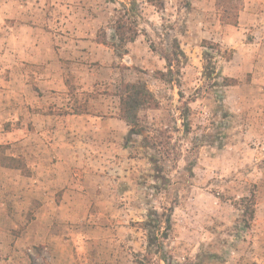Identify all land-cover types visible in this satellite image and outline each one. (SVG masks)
Returning <instances> with one entry per match:
<instances>
[{"label":"rangeland","instance_id":"1","mask_svg":"<svg viewBox=\"0 0 264 264\" xmlns=\"http://www.w3.org/2000/svg\"><path fill=\"white\" fill-rule=\"evenodd\" d=\"M231 1L0 0V144L30 170L0 167V264H264V0ZM127 81L158 102L140 134Z\"/></svg>","mask_w":264,"mask_h":264},{"label":"trees","instance_id":"2","mask_svg":"<svg viewBox=\"0 0 264 264\" xmlns=\"http://www.w3.org/2000/svg\"><path fill=\"white\" fill-rule=\"evenodd\" d=\"M215 5L217 9L223 13V18H221L223 19V22L233 25L236 24L237 15L240 10V7L237 4L232 3L231 0H216ZM113 30L117 39H124V35H126L125 33L127 32L124 22L117 19L115 21V25L113 26ZM128 37L130 40L133 39V36ZM208 74H210V72H208ZM224 81L226 85H230L235 83L236 79L226 77ZM117 96L119 100V117L130 126L128 130L129 133L140 134L141 126L139 124L137 112L141 108H156L158 102L154 95L146 87L144 82L127 81L121 82ZM6 149L7 145L0 144V167L17 169L20 170L22 174L28 176L30 174V170L27 167L23 156L7 154L5 152ZM243 200L247 202L244 204L245 210H243V212L246 216H248V220L245 222V226L248 227V221L253 218L255 202L252 196L244 197ZM165 219L168 223L169 217L167 216ZM160 258L163 261H166L165 256L162 255Z\"/></svg>","mask_w":264,"mask_h":264},{"label":"crops","instance_id":"3","mask_svg":"<svg viewBox=\"0 0 264 264\" xmlns=\"http://www.w3.org/2000/svg\"><path fill=\"white\" fill-rule=\"evenodd\" d=\"M38 167H39V164L36 165L35 167L34 166L32 167L36 171V174H41L42 172L46 171L44 173V175L45 176H48L49 175L47 171H50V169H45V168H40L39 169ZM38 170H41V171L38 172ZM36 180H39L42 183H43V181H48V182H50V185H52V184H55V183L57 184V181L58 182L67 181L68 180V177L61 178L60 175H59L56 178L54 176L53 177H42V178H39V177L36 176L34 178V181H36Z\"/></svg>","mask_w":264,"mask_h":264}]
</instances>
